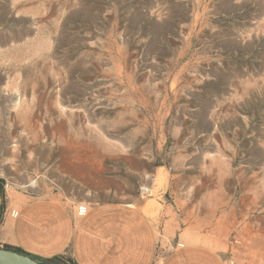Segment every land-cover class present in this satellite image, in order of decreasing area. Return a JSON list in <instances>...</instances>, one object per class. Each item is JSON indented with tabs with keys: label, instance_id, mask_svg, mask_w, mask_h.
Masks as SVG:
<instances>
[{
	"label": "rangeland",
	"instance_id": "374dc122",
	"mask_svg": "<svg viewBox=\"0 0 264 264\" xmlns=\"http://www.w3.org/2000/svg\"><path fill=\"white\" fill-rule=\"evenodd\" d=\"M0 178L264 264V0H0Z\"/></svg>",
	"mask_w": 264,
	"mask_h": 264
},
{
	"label": "crops",
	"instance_id": "0c3cea01",
	"mask_svg": "<svg viewBox=\"0 0 264 264\" xmlns=\"http://www.w3.org/2000/svg\"><path fill=\"white\" fill-rule=\"evenodd\" d=\"M86 205V210H80ZM153 205L121 201L70 204L19 195L7 202L0 246L38 260L67 256L76 264H230L191 223L177 234L158 229ZM168 230V229H167Z\"/></svg>",
	"mask_w": 264,
	"mask_h": 264
},
{
	"label": "water",
	"instance_id": "95a60500",
	"mask_svg": "<svg viewBox=\"0 0 264 264\" xmlns=\"http://www.w3.org/2000/svg\"><path fill=\"white\" fill-rule=\"evenodd\" d=\"M0 264H46L31 255L0 246Z\"/></svg>",
	"mask_w": 264,
	"mask_h": 264
},
{
	"label": "trees",
	"instance_id": "16d2710c",
	"mask_svg": "<svg viewBox=\"0 0 264 264\" xmlns=\"http://www.w3.org/2000/svg\"><path fill=\"white\" fill-rule=\"evenodd\" d=\"M0 195H1V199H2V201L0 203V222H1L5 208H6L5 180L3 178H0ZM5 247L15 249L19 252H23L19 249L12 248L9 246H5ZM43 262L46 264H76L73 261V259H71L70 257L64 256V255L48 258V259L43 260Z\"/></svg>",
	"mask_w": 264,
	"mask_h": 264
},
{
	"label": "built area",
	"instance_id": "2783aa9c",
	"mask_svg": "<svg viewBox=\"0 0 264 264\" xmlns=\"http://www.w3.org/2000/svg\"><path fill=\"white\" fill-rule=\"evenodd\" d=\"M86 208H87L86 205H81V206L79 207L80 210H86Z\"/></svg>",
	"mask_w": 264,
	"mask_h": 264
}]
</instances>
